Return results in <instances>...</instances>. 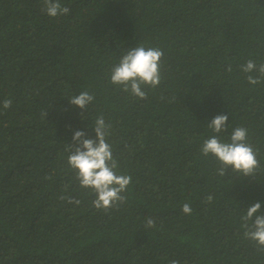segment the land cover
Returning <instances> with one entry per match:
<instances>
[{"label": "trees", "instance_id": "1", "mask_svg": "<svg viewBox=\"0 0 264 264\" xmlns=\"http://www.w3.org/2000/svg\"><path fill=\"white\" fill-rule=\"evenodd\" d=\"M61 4L70 12L52 18L43 0H0V102L13 101L0 106V264H264L241 227L249 205L264 214V78L251 85L240 67L264 63V0ZM140 44L164 52L161 83L143 100L109 83ZM81 91L95 97L85 111L68 99ZM217 114L228 115L222 139L248 129L255 176L221 177L201 154ZM101 115L131 176L126 202L108 212L92 207L66 151L76 130L95 137Z\"/></svg>", "mask_w": 264, "mask_h": 264}, {"label": "clouds", "instance_id": "2", "mask_svg": "<svg viewBox=\"0 0 264 264\" xmlns=\"http://www.w3.org/2000/svg\"><path fill=\"white\" fill-rule=\"evenodd\" d=\"M42 11L49 17L55 18L67 15L70 9L62 6L61 0H43ZM163 50L158 46H145L140 44L126 49L118 62L110 68L109 83L121 91L139 99H147L146 89L157 88L161 83V68ZM242 72L247 75L251 85H257L264 78V63L257 64L248 59L241 65ZM231 71V66L228 67ZM257 73L258 75H251ZM69 103L82 111L94 101L95 97L89 91H81L78 95L68 97ZM13 101L4 99L0 106L7 110ZM47 116V111L43 113ZM228 115L217 114L208 123L207 127L212 135L205 138L201 144L200 152L204 157H213L217 164V174L225 177L227 170L243 176H255L260 168L257 159L258 149L249 141V131L246 127L237 126L232 129L228 139H222L219 134L228 130ZM95 137L93 138L83 130H76L66 151L67 163L74 171L75 179L82 189H90L94 194L92 207L96 210L108 212L110 209L124 204L127 197L124 193L131 183V176L119 171L118 160L113 155V149L108 138L112 134L111 123L98 116L93 124ZM66 197L61 196L63 200ZM69 203L80 204L79 200L67 198ZM210 203L212 197L208 196ZM182 212L191 214L192 209L188 203L183 204ZM241 227L246 239L255 242L257 249L264 252V214L261 213V203L255 202L246 208L241 216ZM155 226L154 218H146V227ZM169 264H180L178 260H171Z\"/></svg>", "mask_w": 264, "mask_h": 264}]
</instances>
